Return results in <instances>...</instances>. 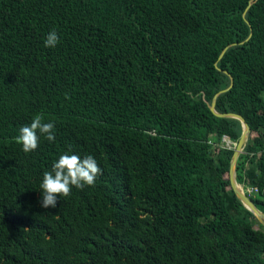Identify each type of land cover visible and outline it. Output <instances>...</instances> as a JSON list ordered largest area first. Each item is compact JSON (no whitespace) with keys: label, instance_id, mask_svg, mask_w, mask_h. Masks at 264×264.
Instances as JSON below:
<instances>
[{"label":"trees","instance_id":"trees-1","mask_svg":"<svg viewBox=\"0 0 264 264\" xmlns=\"http://www.w3.org/2000/svg\"><path fill=\"white\" fill-rule=\"evenodd\" d=\"M225 72L216 111L251 129L237 182L264 213V0H0V264H264L217 144L242 125L210 110ZM37 114L55 141L25 153ZM66 153L102 175L43 208Z\"/></svg>","mask_w":264,"mask_h":264},{"label":"clouds","instance_id":"clouds-1","mask_svg":"<svg viewBox=\"0 0 264 264\" xmlns=\"http://www.w3.org/2000/svg\"><path fill=\"white\" fill-rule=\"evenodd\" d=\"M58 43V33L55 30L50 31L44 41V46L54 48ZM54 129L53 122H44V116L37 114L29 125L22 126L19 129V135L15 139L18 144L22 145V150L29 153L39 147L41 136L49 142H54ZM225 137L227 136H223L221 141ZM237 143L232 142L230 146H224L222 143L221 147L231 149L235 148ZM99 175H102V169L92 155L83 158L76 154L66 153L60 155L58 160L52 164L51 170L43 172L40 184L41 207L46 209L56 208L60 197H69L73 187L82 190L85 186H95ZM245 192L248 196L251 195L248 190H245Z\"/></svg>","mask_w":264,"mask_h":264},{"label":"water","instance_id":"water-1","mask_svg":"<svg viewBox=\"0 0 264 264\" xmlns=\"http://www.w3.org/2000/svg\"><path fill=\"white\" fill-rule=\"evenodd\" d=\"M251 36H252V31L250 33V37ZM224 52L222 53L221 58H222ZM225 73L227 75H229L227 72H225ZM230 80H231L230 87L227 90H225V91L219 92L214 97L213 102H212L211 107H210V110L213 113V115L218 117V118H232V119H236V120L240 121V123L242 125V134H241V137H240L238 143L236 144V147H235V150H234V153H233V157H232V160H231L230 175H229L230 183H231V186H232V189H233L235 195L238 197V199L243 204V206L247 210H249L255 216V218L258 220V222L264 227V213H262L261 211H259L256 208V206L254 205V203L252 202L250 197L246 194V192L243 189V187H241L238 184V182H237V163H238V159H239L240 155L243 153L244 147H245V145L248 142V139H249V136H250V133H251V129H250L248 123L246 122V120L242 116H240L238 114H234V113H226V114L218 113L216 111V101H217L218 96L220 94H222V93H225V92L229 91L234 85V80H233V78L231 76H230Z\"/></svg>","mask_w":264,"mask_h":264},{"label":"built area","instance_id":"built-area-1","mask_svg":"<svg viewBox=\"0 0 264 264\" xmlns=\"http://www.w3.org/2000/svg\"><path fill=\"white\" fill-rule=\"evenodd\" d=\"M226 140H227V137L223 138L222 143H223L224 141H226ZM254 191H256V189H249V190H248V193H249V194H252Z\"/></svg>","mask_w":264,"mask_h":264},{"label":"rangeland","instance_id":"rangeland-1","mask_svg":"<svg viewBox=\"0 0 264 264\" xmlns=\"http://www.w3.org/2000/svg\"><path fill=\"white\" fill-rule=\"evenodd\" d=\"M217 144H218V147H221L222 141L220 140V142H219V143H217ZM223 145H224V146H228V144H227V143H225V144L223 143ZM230 145H231V143H230Z\"/></svg>","mask_w":264,"mask_h":264},{"label":"bare ground","instance_id":"bare-ground-1","mask_svg":"<svg viewBox=\"0 0 264 264\" xmlns=\"http://www.w3.org/2000/svg\"><path fill=\"white\" fill-rule=\"evenodd\" d=\"M223 143H224V144H225V143H227V144H228V146H230V143H231V142H230V141L227 139V140H226V141H224Z\"/></svg>","mask_w":264,"mask_h":264}]
</instances>
